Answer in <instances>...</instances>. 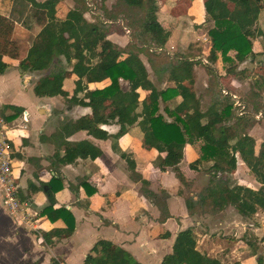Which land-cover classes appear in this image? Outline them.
<instances>
[{"label": "crops", "instance_id": "1", "mask_svg": "<svg viewBox=\"0 0 264 264\" xmlns=\"http://www.w3.org/2000/svg\"><path fill=\"white\" fill-rule=\"evenodd\" d=\"M86 2L84 18L88 22L96 23L93 18L96 17L105 25L106 39L119 47L129 44V28L124 24L120 26L121 29L110 28L118 24L120 19L107 20L101 9L97 10L98 13L93 12V9H97L94 4L99 6L100 3H92V0ZM203 2L157 0V20L169 32V38L164 47L154 51L155 55L147 57L141 54L139 58L148 72L149 80L157 89L182 84L191 72L194 77L193 88L200 99L197 89L201 87L207 90L214 76L221 96V91H226L250 107L251 101L245 99L246 83L237 80L234 74L225 72L220 54L217 53L214 63L206 59L211 53L207 33L213 27V22L206 17ZM113 3L105 0L103 5L110 9ZM21 5L24 6L23 12ZM73 6L74 0H58L56 17L64 19ZM47 22L44 11L33 8L25 0H0V54L5 62L11 64L0 74V118L6 123L13 142L15 152L12 155V168L19 182L20 198L29 204L24 210V219L20 221L9 214L0 192V264H83L93 246L102 240L121 247L140 264H161L162 259L172 252L177 234L187 229L192 230L195 236L196 250L215 259L218 264H264V212L242 217L230 205L216 212L199 208V196L209 176L204 171L190 170L188 165L199 159L200 142L184 147L183 159L178 165L186 181V185H183L170 168L164 171L159 169L157 160L162 154L143 146V135L137 126L118 139L112 137L118 131L115 124L99 126L110 136L105 140L95 138L84 130L67 134L63 129L65 125L81 117L91 116L90 108L68 101L74 90L75 77L70 75L63 83L66 98L37 97L33 88L47 73L27 72L21 75L17 67L29 48L40 45L39 32ZM257 25L261 34L255 39L264 41L262 9ZM254 40L255 54L258 50L255 49ZM184 50L198 55L191 57L187 53L181 55L182 58L174 57L176 52L182 54ZM229 55L232 56V52ZM162 58H167L169 62L188 60L193 66L191 70L184 69L176 73L173 67L176 62L168 68L158 66L157 62L160 63ZM205 65L211 67L210 73ZM256 70L253 72L256 73ZM261 72L258 70L257 75ZM108 84V80L92 83L88 84V89H99ZM121 88L127 89L123 85ZM256 93L250 92V96L263 99L260 102L261 109H264V90L260 97ZM139 95V99H142L147 93L139 91ZM180 101L177 97L168 100L166 105L172 108L170 105L175 106ZM201 105L200 101V107L204 110ZM14 108L21 109V113L14 116ZM111 110L112 106H109L105 113ZM258 111L249 108L247 117L254 123L246 130L254 140L256 154L264 142V118L257 120L253 117ZM229 132L228 135H231L232 131ZM84 140L97 147L101 155L95 159L78 158L71 164L59 163V158L63 156L64 141ZM121 153L132 156L140 179L131 178ZM246 153L243 150L235 154L236 169L231 174V183L256 190L260 185L242 160ZM141 186L157 197L167 194L165 204L168 218L162 219L155 200L145 197ZM185 200L191 202L190 212ZM49 205L52 211L42 213ZM70 216L74 231L71 234H57L55 231H63L71 223ZM42 234L47 236L43 237ZM164 235L168 237L163 238Z\"/></svg>", "mask_w": 264, "mask_h": 264}, {"label": "trees", "instance_id": "2", "mask_svg": "<svg viewBox=\"0 0 264 264\" xmlns=\"http://www.w3.org/2000/svg\"><path fill=\"white\" fill-rule=\"evenodd\" d=\"M33 8L44 11L48 22L39 32L40 45L28 49L26 56L17 67L20 74L47 71L33 88L37 97H67L63 90L64 81L75 77L74 90L68 101L88 107L91 116H84L70 122L63 129L67 134L84 130L87 134L108 139L110 136L99 128L100 125L115 124V139L127 134L130 128L137 126L143 135V146L155 149L162 157L157 165L161 171L170 168L176 178L186 185L178 168L183 159V150L187 144L200 142V157L188 165L195 172L204 171L209 181L201 191L198 206L204 211L216 212L230 205L242 217H251L257 212H264V142L258 153L254 151V140L247 134L254 120L247 115L239 117L233 113L229 98L214 100L206 109L200 107V99L194 91V77L190 72L185 82L175 87L157 89L149 80L148 72L139 56L151 57L154 51L164 47L169 32L157 20V0H114L110 9L103 3L105 0H92L100 3L99 8L107 20H121L124 26L132 30L139 28L145 45L134 43L133 38L125 47H119L106 39L102 26L88 22L84 18L87 11L86 0H74V6L67 11L64 19L56 17L58 0H25ZM260 0H204L203 8L206 17L212 20L213 27L208 31L211 53L209 63H214L217 53L220 54L227 74H235L237 64L252 58L253 40L261 34L257 25L260 14ZM232 52V56L229 53ZM264 56V50L262 51ZM173 65L180 70H191L193 63L188 60H176ZM11 64L3 60L0 54V74ZM256 82L264 86V62ZM108 80L103 88L88 89V84ZM120 82L127 83V89L121 88ZM139 91L147 95L140 98ZM180 98L173 108L166 105L168 100ZM251 109L258 111L262 106L255 103V97L249 96ZM161 105L163 107L161 108ZM112 106L109 113L107 107ZM247 105V109L250 108ZM14 116L21 113L15 109ZM231 124L228 126V124ZM232 134L228 135L227 130ZM63 156L60 164L74 163L78 158L95 159L101 151L89 141L63 143ZM246 150L243 162L260 185L253 190L231 183V174L236 169L235 154ZM57 155V154H55ZM131 178L140 179L135 171V162L130 154L121 153ZM142 194L159 207L162 219L169 217L165 200L167 194L160 197L141 186ZM186 208L192 210L191 202L185 200ZM51 205L42 213L49 212ZM52 211V210H51ZM62 212H65L62 210ZM69 215V213H67ZM63 231L71 234L74 231L73 219ZM46 237L47 234H42ZM168 237L164 235L163 238ZM195 236L187 229L175 237L172 252L166 255L161 264H218L215 259L196 250ZM83 264H140L127 251L109 241H98L84 258Z\"/></svg>", "mask_w": 264, "mask_h": 264}, {"label": "rangeland", "instance_id": "3", "mask_svg": "<svg viewBox=\"0 0 264 264\" xmlns=\"http://www.w3.org/2000/svg\"><path fill=\"white\" fill-rule=\"evenodd\" d=\"M111 2H113L114 0H110ZM92 3H94V2H92ZM96 7H97V9L95 10H93V12H96V13H98L97 12V10H100V8H99V6H97L96 4H94ZM21 8H22V10H21V12H23V10H24V6L23 5H21L20 6ZM259 7L262 9V11H264V0H260L259 1ZM60 13L61 14H63L64 12L63 11H61V9H60ZM28 16H29V14H28ZM93 18H95L94 19V21L97 23V24H99V25H102L103 26V28H105V25L104 24H102L101 23V21L99 20V19H97L96 17H93ZM122 24H125L124 22H122L121 20L118 22V24H114V25H109L110 26V28H118V29H121V27H122ZM121 26V27H120ZM127 27V26H126ZM128 28V27H127ZM123 29V28H122ZM210 30V29H209ZM208 30V31H209ZM208 34V33H207ZM129 36L131 37V39L133 38V42L134 43H136V44H138V45H145V43H144V41L146 40L145 38H144V36H143V34H142V32L140 31V29L139 28H136L135 30H132V32H130V34H129ZM254 44H255V49L256 50H258V52H256L254 55H253V57H252V60L250 59V58H248L246 61H244V62H242V63H239V64H237V67H236V69H238V70H236L235 71V74H234V76L237 78V80H240V81H242V82H245L246 83V85H245V88H244V91H246L245 93V95H246V97H245V99L247 100V98L250 96V92L251 93H256V92H254L253 90H250V89H252L251 87H253V89H255V90H258V95H259V97H260V95H261V92H262V90H264V87H263V85L260 83V82H256V80H257V78L255 77V75H257V72H258V70H260L259 69V67L263 64V62H264V56H263V53H262V51L264 50V41H258V40H254ZM176 51H174V53H175ZM187 53H189V55L191 56V57H195V56H197L196 54H192V53H190V52H188L187 50H184L183 52H182V54H180V52H176L175 54H174V57H179V58H182V57H180L181 55H185V54H187ZM151 55H155V54H151ZM140 56H142V55H140ZM167 59V58H166ZM166 59H164V58H162V60L160 59V63L159 62H157L158 63V66L159 67H166V68H168V66H171L172 64H174L175 63V61L176 60H170V62H169V60H166ZM206 59H208V58H206ZM251 60V61H250ZM250 62H253V64L252 65H250ZM201 64V63H200ZM202 65V64H201ZM229 64H224V68L225 67H227ZM202 66H204V65H202ZM206 66V68H207V70L209 69V73L211 72L210 71V68L211 67H209L208 68V65H205ZM256 66V67H255ZM223 68V69H224ZM255 68H257L258 70H256V73H254L253 71H254V69ZM53 70V68H51L50 69V71H52ZM243 71H245L246 72V74L244 73L243 74ZM49 72V70L48 71H45V73H48ZM165 74V73H164ZM168 74V73H167ZM244 80V81H243ZM121 85H123V87H127L126 86V83H121ZM229 85V84H228ZM249 88V89H248ZM197 94H198V96L200 97V101L202 102V108L203 109H206L215 99L216 100H221L222 99V97H224V96H221L220 95V90H219V87H218V85H217V83H216V81H215V78H214V76L211 78V81H209V84H208V86H207V90L206 89H204V88H201V87H199V89H197ZM249 93V94H248ZM256 93V94H257ZM264 96H262V98H263ZM172 100V99H171ZM255 100L256 101H254L255 103H257V105L258 106H262V104H261V102L260 101H263V99L261 100V99H258V98H255ZM251 103H253V102H249V104L251 105ZM264 105V104H263ZM162 107H163V105H161ZM173 104L172 105H170V107H172L173 108ZM227 133L229 134L230 132H229V130H227Z\"/></svg>", "mask_w": 264, "mask_h": 264}, {"label": "built area", "instance_id": "4", "mask_svg": "<svg viewBox=\"0 0 264 264\" xmlns=\"http://www.w3.org/2000/svg\"><path fill=\"white\" fill-rule=\"evenodd\" d=\"M123 30L127 33L129 32L126 28H123ZM221 94L224 97H230L232 101L231 105L236 116L242 117L250 114L247 106L237 96L229 94L226 91H221ZM253 117L257 120L264 118V109L253 114ZM14 152L13 142L9 136L6 123L0 118V192L3 204L9 214L22 221L24 219V210L29 204L28 201L21 200L19 195V182L14 176L12 168V155Z\"/></svg>", "mask_w": 264, "mask_h": 264}]
</instances>
